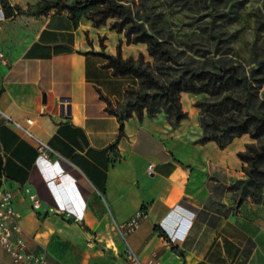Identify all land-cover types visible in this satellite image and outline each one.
<instances>
[{
  "label": "crops",
  "instance_id": "1",
  "mask_svg": "<svg viewBox=\"0 0 264 264\" xmlns=\"http://www.w3.org/2000/svg\"><path fill=\"white\" fill-rule=\"evenodd\" d=\"M109 33L84 18L74 26L63 11L45 16L15 57L0 46L9 61L0 66V187L13 192L26 249L45 250L53 264H128L127 246L158 264H264V205L240 201L233 188L245 179L237 153L249 138L223 149L198 143L202 130L186 110L176 128L162 112L134 114L120 136L108 107L133 78L116 74L102 54L115 57L121 41V57L135 58L143 44L116 34L102 40ZM8 121L47 145L51 160L39 159ZM25 189L40 209L32 210ZM65 204L78 221L57 212ZM139 211L145 218L123 239L116 226ZM0 264H12L1 249Z\"/></svg>",
  "mask_w": 264,
  "mask_h": 264
},
{
  "label": "trees",
  "instance_id": "2",
  "mask_svg": "<svg viewBox=\"0 0 264 264\" xmlns=\"http://www.w3.org/2000/svg\"><path fill=\"white\" fill-rule=\"evenodd\" d=\"M50 3L41 11L43 14L51 8H56L55 14L66 11L74 26L82 18L96 27L107 18L123 17V22H114L111 29L123 33L127 44L146 45L151 61H146L141 53L137 59H123L119 46L115 57L102 54L116 74L133 78L121 102L108 107L119 122L120 136L124 121L134 114L141 120L144 112L150 118L162 112L171 128H176L188 117L180 102L181 94H203L194 104L199 110L198 124L202 130L198 143L212 141L223 149L235 138L249 135L252 142L237 153L245 179L233 188L240 201L248 198L264 205L260 190L264 188V5L254 15L255 31L262 40L253 42L248 60L244 61L219 42H212L209 48H195L153 34L139 18L133 17L128 5L116 0H52ZM42 5L43 2H38L34 7ZM95 11L100 18L93 16ZM211 54L219 57L215 59ZM245 184L254 188L247 190ZM156 229L168 239L160 228ZM172 249L183 257L176 247Z\"/></svg>",
  "mask_w": 264,
  "mask_h": 264
},
{
  "label": "rangeland",
  "instance_id": "3",
  "mask_svg": "<svg viewBox=\"0 0 264 264\" xmlns=\"http://www.w3.org/2000/svg\"><path fill=\"white\" fill-rule=\"evenodd\" d=\"M51 1L0 0V46L9 57H15L24 49L45 16L56 13V8H51L45 14L41 12L47 4H51ZM116 1L128 5L133 12V17L139 18V22H142L151 33L159 34L183 45L209 48L212 42H219L231 49L230 54L247 61L253 42L257 39L262 40V36L259 38L255 31L254 15L255 10L264 5V0ZM38 2H43V5L35 8ZM93 16L96 19L100 18L97 11L93 13ZM114 22H123V17H110L103 24L96 26L105 27L111 32L102 40L108 39L109 43H112L118 35V38H122L127 44L123 33H117L111 29ZM118 46H121V41ZM131 52L130 48L124 49L125 55ZM137 52L135 59L141 53L146 61H151L147 55L146 45L137 46ZM211 55L215 59L219 57L216 54ZM203 97V94H181L180 102L183 110L190 112L191 117L198 119L199 110L194 104ZM246 136L249 142H252L249 135ZM244 188L252 190L254 187L245 184ZM260 190L264 194V188ZM125 250L126 247L124 251L122 248L121 253L126 255Z\"/></svg>",
  "mask_w": 264,
  "mask_h": 264
},
{
  "label": "built area",
  "instance_id": "4",
  "mask_svg": "<svg viewBox=\"0 0 264 264\" xmlns=\"http://www.w3.org/2000/svg\"><path fill=\"white\" fill-rule=\"evenodd\" d=\"M9 61L6 54L0 48V66H8ZM0 111V116H1ZM10 122V121H8ZM30 124L32 121L27 119ZM15 128L19 129L25 137L30 139L36 147L38 158L44 161L51 160L52 150L40 142L31 133L22 128L15 122H10ZM153 164H148V173L153 172ZM27 198L31 204L32 210L36 211L41 207V201L35 192L25 189ZM58 213L67 217H72L74 221H78V216L73 206L65 204ZM145 214L142 211L137 212L129 220L121 225L116 226L118 234L124 239L127 235L134 233L140 226ZM21 215L14 206V196L11 189L4 182L0 187V249L3 250L11 259L12 264H53L48 259V253L45 250L37 252L28 251L23 238V231L20 225ZM128 264H158V259L149 258L141 259L130 247L125 250Z\"/></svg>",
  "mask_w": 264,
  "mask_h": 264
}]
</instances>
